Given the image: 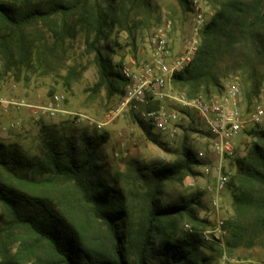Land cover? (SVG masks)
Returning <instances> with one entry per match:
<instances>
[{"label": "trees", "instance_id": "trees-1", "mask_svg": "<svg viewBox=\"0 0 264 264\" xmlns=\"http://www.w3.org/2000/svg\"><path fill=\"white\" fill-rule=\"evenodd\" d=\"M210 1L217 9L204 28L197 56L173 77V82L188 89L190 98L201 92L209 96L211 88H220V70L226 62L234 67L247 64L253 78L264 64V0ZM80 5V0L56 1L24 9L0 0V22L7 26L4 32L0 28V55L14 66L29 64L33 50L25 39L26 28L45 21L51 30L59 27L64 32L65 20L60 26L56 17H66ZM102 13L97 3L98 33ZM98 58L101 84L119 79L126 87L124 76L110 71L111 64L101 55ZM254 83L252 92L257 94L260 84ZM142 127L149 133L150 125L142 123ZM246 132L256 140L245 154L235 157L232 186L237 219L225 222L226 227L233 226L235 245L246 240L249 229L254 230L253 238L258 236L256 231L264 229V128L257 125ZM93 139L84 136L86 144L78 147L72 138L62 143L50 138L42 153L33 157L0 142V175L4 174L0 203L9 215L6 228L0 226V238L5 231L20 228L38 245H46L51 262L38 257L36 264H155L154 259L156 264H210L211 258L199 256L189 236L175 235L176 221L185 215L194 224L210 223L193 210L198 198L170 204L161 201L166 183L192 173V166L199 162L193 150L185 148L175 161L159 166L131 160L115 178L125 185L109 186L98 164L100 146ZM31 250L25 241L17 255L2 264H24L31 260Z\"/></svg>", "mask_w": 264, "mask_h": 264}, {"label": "rangeland", "instance_id": "rangeland-1", "mask_svg": "<svg viewBox=\"0 0 264 264\" xmlns=\"http://www.w3.org/2000/svg\"><path fill=\"white\" fill-rule=\"evenodd\" d=\"M2 1L28 9L39 3L74 0ZM80 1L79 10L66 17L60 14L56 17L60 26L65 20L67 29L64 32L59 27L51 30L45 21L33 22L26 28L25 39L33 50L29 64L14 66L12 61L10 63L0 55V142L15 146L24 156L33 157L42 153L46 140L50 138L55 137L60 143L72 138L78 147H83L86 144L84 136L93 137V141L100 146L98 164L102 166L106 183L123 187L125 181L115 182V178L127 169L131 160L155 166L173 162L185 148H191L195 153L202 147V144H197L196 135H203L205 131L195 115L184 110L175 100L165 105L168 112L179 116L173 123L176 129L174 136L167 132L156 133L152 126L147 133L142 123L149 124L131 109L117 115L125 86L119 79L111 84H101L98 57L101 55L111 64L109 70L119 74L124 65L139 66L149 56V42L154 29L167 21L172 27L169 33L171 51L173 55L177 54L185 40L192 36L193 11L188 0ZM97 3L103 12L100 33L95 22ZM203 7L208 16L210 13L214 15L217 9V5L210 0H204ZM0 28L4 32L7 26L0 22ZM97 35L99 41L96 40ZM202 40L203 32L200 47ZM12 46L15 47V44ZM15 50L13 48V52ZM220 71L221 87L211 88L209 96L201 92L194 98L210 99L236 84L241 91L243 110H252L259 94L264 91V64L259 68L257 78H253L251 69L242 63L234 67L230 61L226 62ZM257 81L260 85L255 94L252 87ZM169 88L174 95L184 94L190 98L188 89L173 82V79ZM55 93L64 94L65 101L59 107L65 112L59 113L56 118L35 114L32 106L48 104ZM157 107L156 104L151 106ZM78 118L81 120L78 121ZM98 122H105V125L99 128L96 125ZM103 135L106 139H100ZM255 140L256 137L249 132L236 135L233 144L237 148V155L245 154ZM203 167L204 163L199 161L192 166V173L167 182L161 196L162 203H181L198 198L199 203L193 206V210L200 219L210 221L207 210L211 195L206 188L209 184L214 185V179L203 174ZM236 168V158H227L230 184L223 202L225 222H235L237 219L232 186ZM2 175L0 178L3 181ZM49 197L55 199L56 196ZM8 220L9 215L0 203L1 228H6ZM225 222L222 232L218 233L214 222L194 224L185 215L177 219L175 235L179 238L189 236L191 244L198 247L199 256L211 258L210 264H264V229L256 231V239L253 238L254 230L249 229L246 240L235 245L231 235L233 226L226 227ZM186 224L192 231L186 228ZM25 241L33 250L28 253L31 260L24 264H36L38 257L46 263L51 262L46 245H38L31 235L19 228L3 232L0 238V264L14 258ZM156 262L157 259H154Z\"/></svg>", "mask_w": 264, "mask_h": 264}, {"label": "built area", "instance_id": "built-area-1", "mask_svg": "<svg viewBox=\"0 0 264 264\" xmlns=\"http://www.w3.org/2000/svg\"><path fill=\"white\" fill-rule=\"evenodd\" d=\"M193 11L192 36L185 40L181 50L172 54L169 33L171 23L164 22L156 27L150 37L149 56L139 66L124 65L121 74L127 81L117 115L131 109L144 122L152 126L156 133H170L174 136L176 129L173 123L179 119L176 113L166 110V103L175 100L182 108L193 113L204 129L203 135H196L197 144H202L195 152L196 159L204 163L203 174L214 179V185L206 190L211 195L207 210L208 219L217 226L218 233L226 220L223 205L225 194L229 190L230 173L226 169L229 157H237L233 138L246 130L259 125L264 127V91H262L252 110L245 112L242 108V96L238 85L226 88L220 95L210 99L187 98L184 94L174 95L170 84L175 74L187 68L195 59L200 47L201 34L211 20L203 4L204 0H188ZM65 101L64 94H53L48 104L35 105L34 113L56 118L65 110L59 106ZM156 104L157 108H151ZM81 118H78L80 121ZM102 128L105 122H98ZM242 155V154H241ZM186 228L192 231L186 224ZM218 236V234H216ZM208 237V236H207Z\"/></svg>", "mask_w": 264, "mask_h": 264}, {"label": "crops", "instance_id": "crops-1", "mask_svg": "<svg viewBox=\"0 0 264 264\" xmlns=\"http://www.w3.org/2000/svg\"><path fill=\"white\" fill-rule=\"evenodd\" d=\"M263 125H264V123H263ZM262 128H264V127L262 126Z\"/></svg>", "mask_w": 264, "mask_h": 264}]
</instances>
